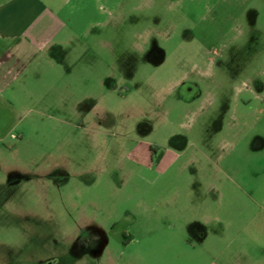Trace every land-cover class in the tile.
Masks as SVG:
<instances>
[{
    "label": "rangeland",
    "instance_id": "obj_1",
    "mask_svg": "<svg viewBox=\"0 0 264 264\" xmlns=\"http://www.w3.org/2000/svg\"><path fill=\"white\" fill-rule=\"evenodd\" d=\"M48 1L102 97L0 143V264H264V0Z\"/></svg>",
    "mask_w": 264,
    "mask_h": 264
},
{
    "label": "crops",
    "instance_id": "obj_2",
    "mask_svg": "<svg viewBox=\"0 0 264 264\" xmlns=\"http://www.w3.org/2000/svg\"><path fill=\"white\" fill-rule=\"evenodd\" d=\"M62 12L48 0L0 3V143L9 136L19 144L25 141L23 120L28 114L46 118L51 126L47 130L63 143L71 127L86 129L85 119L90 116L81 110L82 104L99 102L102 97L101 79L96 83L87 75L88 71L95 77V65L83 62L87 53L101 54L79 43L92 33L74 30L71 18ZM107 52L117 67L116 49L110 46ZM71 102L79 104L75 122L71 121Z\"/></svg>",
    "mask_w": 264,
    "mask_h": 264
},
{
    "label": "flooded vegetation",
    "instance_id": "obj_3",
    "mask_svg": "<svg viewBox=\"0 0 264 264\" xmlns=\"http://www.w3.org/2000/svg\"><path fill=\"white\" fill-rule=\"evenodd\" d=\"M117 7H119V5L116 6V8ZM148 153L149 161L155 163L156 165H158L164 158V150L158 144H150L148 146Z\"/></svg>",
    "mask_w": 264,
    "mask_h": 264
}]
</instances>
